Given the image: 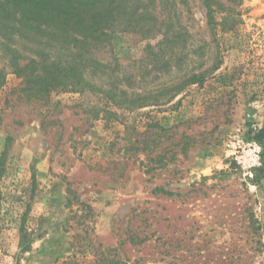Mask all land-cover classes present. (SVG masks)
<instances>
[{
  "label": "rangeland",
  "instance_id": "1",
  "mask_svg": "<svg viewBox=\"0 0 264 264\" xmlns=\"http://www.w3.org/2000/svg\"><path fill=\"white\" fill-rule=\"evenodd\" d=\"M214 2L211 25L143 0L162 32L116 33L83 94L31 96L0 49V264H264V179L236 161L264 126V0Z\"/></svg>",
  "mask_w": 264,
  "mask_h": 264
},
{
  "label": "trees",
  "instance_id": "2",
  "mask_svg": "<svg viewBox=\"0 0 264 264\" xmlns=\"http://www.w3.org/2000/svg\"><path fill=\"white\" fill-rule=\"evenodd\" d=\"M204 2L209 24H216L214 0ZM163 26L164 21H159L143 0H0V49L8 57V67L25 78L24 91L37 98L55 89L82 94L88 89L101 90L93 82L96 77L103 79L104 65L96 54L112 47L116 33L127 32L147 40L160 34ZM168 41L165 35L162 43ZM154 68L159 69L157 65ZM196 78L193 75L190 80ZM184 83L179 81L174 89ZM112 98V103L119 104ZM128 100L134 105L143 104L141 99ZM109 114L116 115L113 111ZM152 127L165 134L173 129L156 124ZM252 139L262 147L263 167L254 173V182L259 184L264 179V126ZM93 250L95 260L91 262L68 257L58 264H122L111 256L115 249Z\"/></svg>",
  "mask_w": 264,
  "mask_h": 264
},
{
  "label": "built area",
  "instance_id": "3",
  "mask_svg": "<svg viewBox=\"0 0 264 264\" xmlns=\"http://www.w3.org/2000/svg\"><path fill=\"white\" fill-rule=\"evenodd\" d=\"M236 161L242 170L252 176L254 169L263 167L262 147L252 140L247 143L242 152L236 157Z\"/></svg>",
  "mask_w": 264,
  "mask_h": 264
}]
</instances>
